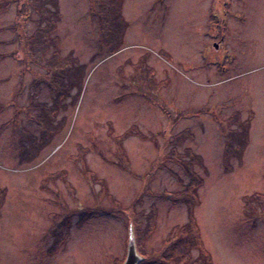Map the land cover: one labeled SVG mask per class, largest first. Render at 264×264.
<instances>
[{"label":"rangeland","instance_id":"374dc122","mask_svg":"<svg viewBox=\"0 0 264 264\" xmlns=\"http://www.w3.org/2000/svg\"><path fill=\"white\" fill-rule=\"evenodd\" d=\"M191 221L264 264V0H0V264H118L130 222L184 264Z\"/></svg>","mask_w":264,"mask_h":264},{"label":"trees","instance_id":"16d2710c","mask_svg":"<svg viewBox=\"0 0 264 264\" xmlns=\"http://www.w3.org/2000/svg\"><path fill=\"white\" fill-rule=\"evenodd\" d=\"M164 107L167 108L165 105H164ZM171 113L173 114V112H171ZM257 197H259V196H257ZM190 224H193V222L191 221L189 223L182 225L180 228H178L179 236L175 239L174 242H172L169 245V247H167V249H169V251H170L168 254H165V251L162 252V256H161L162 261H164L165 263H168L167 260L175 259L177 256L180 257L181 256L180 254H183L185 257L180 262H182L184 264H206V262L204 261L205 259H202L204 256H201L199 258H195L194 260H191V254H190V250H189V245L191 243H190V240L188 239V236L191 232ZM193 242H194V240L192 241V244H193ZM196 242L197 243L199 242V236L196 237ZM197 243H196V245H197ZM201 243L202 242L200 241V244ZM123 259H121L118 264H121ZM178 259L180 260V258H178ZM145 262H146V260L140 264H144Z\"/></svg>","mask_w":264,"mask_h":264},{"label":"water","instance_id":"95a60500","mask_svg":"<svg viewBox=\"0 0 264 264\" xmlns=\"http://www.w3.org/2000/svg\"><path fill=\"white\" fill-rule=\"evenodd\" d=\"M126 256L122 264H139L145 257L139 252L133 222L129 223Z\"/></svg>","mask_w":264,"mask_h":264},{"label":"flooded vegetation","instance_id":"af4514ba","mask_svg":"<svg viewBox=\"0 0 264 264\" xmlns=\"http://www.w3.org/2000/svg\"><path fill=\"white\" fill-rule=\"evenodd\" d=\"M216 46H218V45L216 44Z\"/></svg>","mask_w":264,"mask_h":264}]
</instances>
